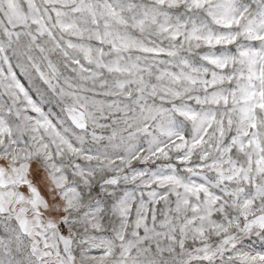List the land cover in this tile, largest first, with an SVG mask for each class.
<instances>
[{
  "label": "snow or ice",
  "instance_id": "obj_1",
  "mask_svg": "<svg viewBox=\"0 0 264 264\" xmlns=\"http://www.w3.org/2000/svg\"><path fill=\"white\" fill-rule=\"evenodd\" d=\"M0 264H264V0H0Z\"/></svg>",
  "mask_w": 264,
  "mask_h": 264
}]
</instances>
